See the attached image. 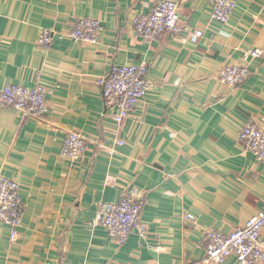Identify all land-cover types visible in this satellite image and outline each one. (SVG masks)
<instances>
[{"label": "crops", "instance_id": "1", "mask_svg": "<svg viewBox=\"0 0 264 264\" xmlns=\"http://www.w3.org/2000/svg\"><path fill=\"white\" fill-rule=\"evenodd\" d=\"M158 1L0 0V91L42 85L48 109L33 118L0 105V176L19 183L24 203L15 240L0 221V264H212L207 233L242 228L264 208V162L239 140L248 122L264 128V0H232L226 24L211 0H173L183 31L146 41L133 18ZM87 18L104 27L97 44L67 37ZM142 63L152 88L118 124L100 81ZM229 65L249 71L239 87L220 82ZM74 132L88 148L71 164L61 150ZM132 187L147 236L121 245L93 225L101 203Z\"/></svg>", "mask_w": 264, "mask_h": 264}, {"label": "built area", "instance_id": "2", "mask_svg": "<svg viewBox=\"0 0 264 264\" xmlns=\"http://www.w3.org/2000/svg\"><path fill=\"white\" fill-rule=\"evenodd\" d=\"M232 0H211V15L215 22L226 24L235 10ZM135 33L146 41H156L163 35L176 36L183 31L180 18V6L173 0L158 1L146 15L133 18ZM104 27L94 19H82L70 30L67 37L76 42L97 44ZM204 32L195 30L190 41L197 44ZM41 44L48 46L52 42L51 32L45 30ZM247 56L253 59L263 57L262 50L249 51ZM148 65L114 66L100 81L107 110L113 119L122 124L134 111L140 100L152 88L148 80ZM245 66H226L220 74V82L231 88L239 87L248 78ZM47 89L42 85L26 88L17 84H8L0 91V105L10 108L21 116L41 118L48 109L46 105ZM239 140L247 151L259 162H264V128L248 122L241 130ZM119 143H121L119 141ZM122 144V143H121ZM88 148L85 137L79 133H69L64 139L61 155L71 164L77 161ZM144 196L135 187L124 191L117 203H101L93 226H101L109 236L119 244H124L133 233L147 236V228L140 216L144 209ZM24 203L18 182L0 176V221L12 229L15 240L21 226ZM193 220L191 215L186 217ZM264 208L253 216L244 227L230 233L209 231L207 233V257L212 264H225L234 257L237 264H264Z\"/></svg>", "mask_w": 264, "mask_h": 264}, {"label": "rangeland", "instance_id": "3", "mask_svg": "<svg viewBox=\"0 0 264 264\" xmlns=\"http://www.w3.org/2000/svg\"><path fill=\"white\" fill-rule=\"evenodd\" d=\"M80 157H82V156H80ZM80 157H79V158H80ZM79 158H78V159H79ZM78 159H77V161H78ZM74 163H75V162H74ZM74 163H73V164H74Z\"/></svg>", "mask_w": 264, "mask_h": 264}]
</instances>
